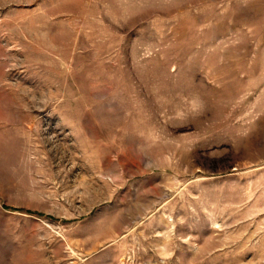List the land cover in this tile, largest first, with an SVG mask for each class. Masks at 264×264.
Masks as SVG:
<instances>
[{
	"label": "rangeland",
	"instance_id": "1",
	"mask_svg": "<svg viewBox=\"0 0 264 264\" xmlns=\"http://www.w3.org/2000/svg\"><path fill=\"white\" fill-rule=\"evenodd\" d=\"M0 264H264V0H0Z\"/></svg>",
	"mask_w": 264,
	"mask_h": 264
}]
</instances>
